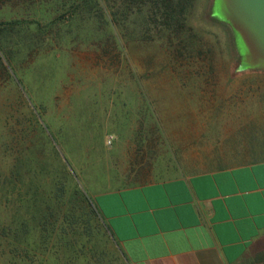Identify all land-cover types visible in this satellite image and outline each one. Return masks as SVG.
Instances as JSON below:
<instances>
[{
    "label": "rangeland",
    "instance_id": "rangeland-1",
    "mask_svg": "<svg viewBox=\"0 0 264 264\" xmlns=\"http://www.w3.org/2000/svg\"><path fill=\"white\" fill-rule=\"evenodd\" d=\"M222 3L195 0L188 14L194 32L208 42L215 36L221 40L223 55L216 53L209 57L213 61L204 62H175L173 50L162 47V33L153 24L145 29L143 9L118 17V36L126 47L124 51L103 45L98 37L86 41L85 33L73 37L69 29L58 25L64 20L59 16L55 25L59 29L46 28L36 50L23 57L20 72L30 93L25 92L24 98L13 86L2 88L4 95L0 92V140L6 137L0 142V164L16 155L27 164L32 142L36 141L45 150L40 159H49L51 171L58 173L61 165L52 153L54 145L94 209L97 194L123 188L135 179L129 166L144 153L155 158L147 175L149 181L211 167L216 157L213 147L220 143L240 155L264 157V68L248 67V59L233 61L225 47L226 23L239 31L221 14ZM46 8L51 9V4L0 0V22L15 17L28 24L42 20L46 26L45 14L48 21L58 16L45 13ZM144 32L146 39H142ZM24 38L22 47L28 43ZM19 57L22 59V54ZM180 78L203 83L198 107L186 109L182 106L185 97L173 94L176 91L171 88L177 85L171 82ZM30 102L38 106L49 140L45 135L35 136ZM253 139L256 142L249 144ZM225 148L220 153L223 157L228 154ZM23 177L25 191H32L27 167ZM45 184L42 180L40 185ZM95 228L89 251L92 245L104 250L102 264H107L114 258V245L106 242L102 228ZM259 256H252L250 264H259ZM88 257L96 261L98 256Z\"/></svg>",
    "mask_w": 264,
    "mask_h": 264
},
{
    "label": "trees",
    "instance_id": "trees-1",
    "mask_svg": "<svg viewBox=\"0 0 264 264\" xmlns=\"http://www.w3.org/2000/svg\"><path fill=\"white\" fill-rule=\"evenodd\" d=\"M36 1L42 6L51 4L52 10L46 8L44 12L50 11L52 16H58L48 21L45 14L47 18L43 20L46 26L42 25V20L28 24L22 18L15 17L0 22V92L2 88L13 86L20 96L26 98L25 92H29V88L25 76L20 72L23 57L27 58L33 49L36 50L40 44L38 40L46 33V28L50 31L59 29L55 27L59 16L64 20L58 25L69 29L73 37L78 38L85 33L86 41L91 42L98 37L97 40L104 42L103 45L111 44L124 51L126 47L121 45L118 36V17H128L135 10L143 9L146 11L143 16L145 29L153 24L162 33V47L173 50L172 59L175 62L213 61L209 57H214L216 53L218 56L223 55V46L218 36L208 42L194 32L193 26L188 23V14L195 0ZM225 28V47L233 61L242 58L246 61L248 55L241 34L232 30L228 23ZM21 37H25L24 41L28 42L23 47L20 44ZM146 37L144 32L142 39ZM21 54L22 59L19 57ZM4 92L2 90L1 94ZM28 106L35 136L45 135L48 138L38 106L34 102ZM4 141L6 137H1L0 142ZM51 149L61 165L58 173L51 171L49 159H40L39 156H44L45 150L36 141L32 142L27 164L19 155L1 161L0 264H98L99 261L102 264L105 259L104 250L99 251L92 245L93 250L89 251L95 225L104 230L106 242L114 245V258L112 256L107 260V264H130L99 211L92 208L93 203L78 179L62 163L56 147L53 145ZM152 159L155 158L151 153H144L142 159L130 164L129 169L137 180L147 178L153 167ZM26 167L32 191H25L23 176ZM42 180L46 182L44 187L40 185ZM89 254H93L94 258L98 256L96 261L89 258Z\"/></svg>",
    "mask_w": 264,
    "mask_h": 264
},
{
    "label": "crops",
    "instance_id": "crops-1",
    "mask_svg": "<svg viewBox=\"0 0 264 264\" xmlns=\"http://www.w3.org/2000/svg\"><path fill=\"white\" fill-rule=\"evenodd\" d=\"M171 84L185 97L183 107H198L203 83ZM222 147L214 145L207 169L156 181L135 177L94 197L130 264H250L255 255L264 264V157L232 147L223 157Z\"/></svg>",
    "mask_w": 264,
    "mask_h": 264
},
{
    "label": "water",
    "instance_id": "water-1",
    "mask_svg": "<svg viewBox=\"0 0 264 264\" xmlns=\"http://www.w3.org/2000/svg\"><path fill=\"white\" fill-rule=\"evenodd\" d=\"M221 9L241 34L247 66L264 68V0H223Z\"/></svg>",
    "mask_w": 264,
    "mask_h": 264
},
{
    "label": "built area",
    "instance_id": "built-area-1",
    "mask_svg": "<svg viewBox=\"0 0 264 264\" xmlns=\"http://www.w3.org/2000/svg\"><path fill=\"white\" fill-rule=\"evenodd\" d=\"M107 139H108V142L109 143H112V140H113V137L112 136H109Z\"/></svg>",
    "mask_w": 264,
    "mask_h": 264
}]
</instances>
